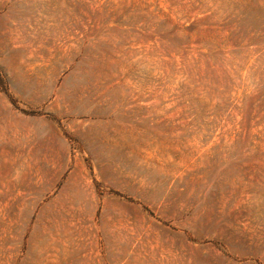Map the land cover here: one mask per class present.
Returning a JSON list of instances; mask_svg holds the SVG:
<instances>
[{
  "label": "rangeland",
  "instance_id": "rangeland-1",
  "mask_svg": "<svg viewBox=\"0 0 264 264\" xmlns=\"http://www.w3.org/2000/svg\"><path fill=\"white\" fill-rule=\"evenodd\" d=\"M0 264H264V0H0Z\"/></svg>",
  "mask_w": 264,
  "mask_h": 264
}]
</instances>
